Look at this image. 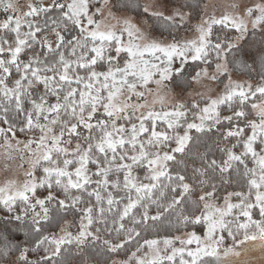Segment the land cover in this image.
Segmentation results:
<instances>
[{
  "label": "snow or ice",
  "instance_id": "snow-or-ice-1",
  "mask_svg": "<svg viewBox=\"0 0 264 264\" xmlns=\"http://www.w3.org/2000/svg\"><path fill=\"white\" fill-rule=\"evenodd\" d=\"M26 7L22 10L18 0H0L5 14L0 20V124L7 125L0 127V139L6 150L27 152L30 163L22 186L9 181L0 187V204L9 213L6 222L15 221L18 230L36 238L30 248L5 237L0 243V264H68L67 246L80 249L89 238L99 241L101 229L95 233L89 229L97 222L107 226L105 212L114 209L115 227L108 231L117 234L118 242L102 241L109 252L139 237L136 226L159 221L177 208L179 224L204 228L202 235L192 230L165 238L162 248L161 241L144 240L149 251L138 257L143 247L139 245L129 258L135 264H222V258L238 256L235 249L247 241H264V83L253 89L250 83L233 81L229 69L231 63L233 70L251 71L258 59L264 81V3L220 17L213 14L196 27L194 39L173 38L171 43L146 41L128 19L120 30L103 24L94 19L103 5L92 12L91 0H48L47 4L29 0ZM143 12L169 26L184 21L186 15L179 10L165 15L148 6ZM249 25L253 36L249 48L255 53L250 56L252 65L230 61L228 57L241 51V42L249 36ZM215 26L232 30L235 36L214 32ZM257 31L262 34L259 41ZM213 53L215 74L208 77L207 69H202L193 80L224 75L228 83L223 94L209 97L204 107L176 103L165 110L160 95L165 82L182 76L189 60L210 64ZM177 60L179 68L174 67ZM257 94L261 102L251 104L256 119H249L245 105ZM157 103L162 105L159 111ZM224 105L231 115H221ZM225 124L222 138L236 142L220 149L221 160L195 150L201 140L192 135L193 130L206 135L219 132ZM17 130L33 135L21 141L16 139ZM176 154L193 160L191 175ZM197 159L199 166L194 163ZM170 163L182 168L173 173ZM37 170L42 171L40 177L35 175ZM138 170H143L142 178ZM241 183L240 190L218 195L221 186ZM40 188L48 193L43 198L37 195ZM57 189L62 199L54 195ZM118 192L125 195L117 199ZM85 195L88 201L81 208ZM123 200L127 202L121 207ZM53 202L58 209L82 213L77 234L64 229L60 236L41 234ZM151 205L156 206L154 214ZM126 220L133 227H126ZM122 233L125 238L119 239ZM226 238L232 240L229 247H223ZM41 248L45 254L30 261L28 253ZM14 253L19 255L12 259Z\"/></svg>",
  "mask_w": 264,
  "mask_h": 264
},
{
  "label": "trees",
  "instance_id": "trees-1",
  "mask_svg": "<svg viewBox=\"0 0 264 264\" xmlns=\"http://www.w3.org/2000/svg\"><path fill=\"white\" fill-rule=\"evenodd\" d=\"M203 0H186L184 3V7L190 11H193L194 13L200 12L201 6H202ZM133 5H139V7H135ZM113 8L117 11H129L133 12L136 15H142L143 12V4L141 0H115L113 3ZM43 19L42 17L40 18ZM150 30L152 33L156 34L157 36H166V37H172L177 39L181 35V29H179L175 26H169L168 24L164 23L162 20L157 19L155 17H150ZM179 32L176 33V32ZM227 32L229 35L235 36V32L232 30L224 29L221 30L220 26L214 27V32L221 33ZM72 34H75L74 32ZM261 33L259 31L255 34V40L259 41L261 37ZM253 36L250 34L247 37V39L243 42H241V51L235 52L234 55L229 56L228 59L231 61L233 59L235 60H244L249 65H252V59L250 58L251 55H254L253 49L249 48V44L252 42ZM114 54V53H113ZM67 55V53H66ZM209 60L211 61L210 64H205L202 61H188L187 64L183 66V73L182 76H174L171 81H168L169 86H171L173 89H176L180 92H187L189 91L193 85L195 80H193V77L195 76L196 72L201 71L202 69L206 68H214L215 67V55L214 53L209 57ZM175 68L181 67L179 60H177L174 63ZM229 69L232 73L237 75H243L247 77L248 79L252 81H256V85L253 89H255L258 85L261 83H264V81L261 80V66L260 62L257 59V62L255 65H252V70L248 71L243 68H236L233 70V65L229 63ZM83 75V71L80 73ZM154 86V84L150 85V87ZM208 99H200L196 102H190L185 104L186 106H191L193 103H199L201 107L205 106V102ZM261 102V98L259 97V94H257V97L250 98L249 101L246 102L245 110L249 113V119H256L255 110H252L251 104L257 103L259 104ZM162 106H157L156 110H160ZM165 110H168L171 106H163ZM221 115H231V112L228 110L227 106H221L220 107ZM189 119L191 120V113L189 115ZM0 127H7V125L0 124ZM227 125H223L220 127V131L213 130V132L208 133L206 135H200L195 133L193 130L192 135L194 137L200 136L201 143L196 147V151L198 153H207L208 159H217L218 161L223 158V153L220 151L221 148L225 146H230L231 144L235 143V139L229 138V140H224L221 136V132L226 130ZM28 134L21 133L17 130L16 137L18 138H26ZM175 146V145H173ZM235 151L239 152L241 151L240 148L235 149ZM177 155V161L183 159L185 164H187V172L189 175H191V169L193 165V160L189 157H182L180 154ZM194 163L199 166L200 161L197 159L194 161ZM251 166V165H250ZM170 168L172 169L173 173L177 170H180L182 168V165L179 164H173L170 163ZM40 171V170H39ZM139 175L141 178L144 175L143 170H138ZM39 175L41 176L42 173L39 172ZM146 182V181H145ZM243 187V184H227L223 185L219 189L218 195L223 196L226 192L240 190ZM91 190V187L89 188ZM47 190L44 188H40L37 190V195L43 198L46 196ZM79 194V193H77ZM54 195L57 196V198L62 199L63 195L60 193V191L54 190ZM117 199H120L125 195L124 192H118L115 193ZM199 195V192L195 193L193 195V199L196 198V196ZM85 203H82L79 205V207L83 208L86 206L88 197L84 196ZM126 200H123L121 202V207L123 203H126ZM92 204L95 205L94 198L92 199ZM105 209H107V204H104ZM50 208V215L49 219L47 221H42V235H54L55 233L59 232L65 224H69L70 232L73 233V235L77 234L80 228L81 224V212H76L75 210H62L58 209L55 202H53L51 205H49ZM151 214L155 213L156 206L151 205ZM39 210V209H38ZM142 211V210H141ZM180 211V208H177L175 212H173L171 215L165 214L164 217L161 218L159 221H148L147 226L141 225L136 226L137 231H140L141 235L139 237H136L133 241L126 244L124 248L117 250L116 252H109L106 247L103 245L102 241L104 239H111L114 243L118 242L117 234L113 232H109L108 229L114 228L115 226L112 224V220L115 218V209L113 212H105V218L107 219V226H105L103 223L97 222L94 223L93 226L89 229L95 233L96 228H100L101 231L99 235L101 236V239L99 241H93L91 238L85 243V245L81 246L80 249H78L75 245L67 246L68 251L64 253L65 259L68 262V264H114V261H118V264H132L134 260H130L131 253L136 251L137 247L139 245H143L141 250L137 252V256H142L145 252H148V246L144 245V240H164L165 238H171L178 234L192 231V230H200L203 229L201 225H196L193 229L192 225H189L188 227H184L183 225L178 223L177 215ZM17 212H19V208H17ZM96 209L94 208V215H96ZM137 216L139 213H135ZM9 216V213L3 208V205L0 204V243L3 242V239L7 237V239L13 243L20 245L21 247L28 246L32 247L35 244V238L36 235L33 233H30L28 236L25 235L24 231L18 230L16 227L15 221L6 222L7 218ZM126 227H133L130 221H125ZM179 228V231L177 230ZM226 235V234H225ZM125 238V234H121L119 239ZM242 238V237H240ZM260 244H258V247L256 248V251H261V259H264V241H261L260 239H257ZM163 243L160 244V247L162 248ZM232 245L231 238H226L223 247H229ZM223 247L221 248V252H223ZM238 248V247H237ZM236 248V249H237ZM239 249V248H238ZM237 249V250H238ZM45 253L43 252V249H36L32 250L28 253V259L30 261H36L41 256H43ZM19 253H14L12 255V259L16 256H18ZM260 259V260H261ZM222 264H231L230 262L225 261V258H222Z\"/></svg>",
  "mask_w": 264,
  "mask_h": 264
},
{
  "label": "rangeland",
  "instance_id": "rangeland-1",
  "mask_svg": "<svg viewBox=\"0 0 264 264\" xmlns=\"http://www.w3.org/2000/svg\"><path fill=\"white\" fill-rule=\"evenodd\" d=\"M115 0H107V3H104V0H91V11L94 12L96 8H101L102 5V13L94 17V19L100 20L105 25H115L117 30H120L124 26V20L128 19L132 23L136 24L141 31L144 33L146 37V41L157 40L162 43H171L172 37L168 38L166 36H157L152 33L150 30V17L147 14L136 15L133 12L129 11H117L113 8V3ZM143 6H148L153 11H161L165 15H172L176 10H179L181 13L186 14L184 21L177 20L176 27L181 29V36L177 38V41H185L189 39H194L196 36V27L202 22L203 19L211 17L215 14L216 17L222 16L225 12L235 13L238 11H242V9L246 6H251L256 3H264V0H203L200 12L194 13L184 7V3L186 0H141ZM20 3L22 10H27V3L29 0H18ZM33 3L38 2V0H32ZM43 3L47 4L48 0H42ZM232 4H238L240 7L237 9H233L230 7ZM112 15H109V13ZM115 17V18H113ZM5 18V14L3 10L0 9V20ZM251 30V26L249 25ZM176 33L179 34L177 31ZM52 39V37H49ZM125 40H127V36L125 35ZM141 41V43L146 42ZM191 61V60H189ZM208 72V77L215 74L214 68H206ZM231 72V71H230ZM208 77H201L199 81H195L193 87L187 92H180L176 89H173L169 86L168 82L166 83V87L160 89V95L164 97V105L172 106L176 103H190L196 102L200 99H208L216 98L219 95H222L224 92V86L228 83V78L224 75H218L216 80H211ZM231 79L236 82L241 83H250L253 88L256 85V81H252L243 75H237L231 72ZM154 91L156 90V85L151 87ZM149 102L153 100V96H148ZM162 106L157 103L155 107ZM32 133H29L26 138H18L16 139L25 141L32 137ZM35 135H39V133H35ZM13 148H15V140L12 141ZM22 147V145H21ZM9 152L11 154V158H9ZM23 157V159H21ZM30 170L29 163V154L27 152H17L14 150H6L3 145V140L0 139V187L5 186L9 181H14L17 186H22V184L28 179L26 173ZM39 172L42 171L37 170L35 175L40 177ZM66 231H70L69 224H65L62 228ZM196 231V230H195ZM204 228L196 231L198 234H203ZM189 232V231H188ZM187 232L178 234L176 236H182ZM64 233L59 230V232L54 235L60 236ZM163 240H161L162 243ZM258 240L255 241H247L243 245H240L235 251L240 254L237 255H229L225 258V261L230 262L231 264H264V259H261V251H256L258 247ZM163 245V244H162ZM15 259V257L13 258ZM261 259V260H260ZM114 264H118V261H114ZM135 264V260L132 262Z\"/></svg>",
  "mask_w": 264,
  "mask_h": 264
}]
</instances>
